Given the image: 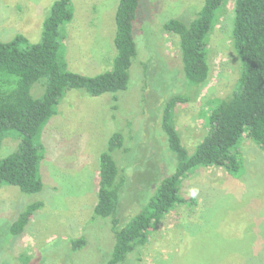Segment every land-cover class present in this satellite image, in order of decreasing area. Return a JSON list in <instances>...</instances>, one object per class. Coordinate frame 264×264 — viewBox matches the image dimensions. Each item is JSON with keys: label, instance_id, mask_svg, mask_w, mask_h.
<instances>
[{"label": "rangeland", "instance_id": "1", "mask_svg": "<svg viewBox=\"0 0 264 264\" xmlns=\"http://www.w3.org/2000/svg\"><path fill=\"white\" fill-rule=\"evenodd\" d=\"M55 1L0 0V41L24 34L30 43L39 42ZM119 2L72 0L74 17L61 29L68 69L93 76L113 67ZM204 2L141 0L134 23L138 54L128 89L97 96L70 89L61 98L57 113L40 136L45 149L40 165L42 190L27 194L18 186L0 185V264L108 262L116 243L112 219L93 217L101 153L117 131L122 130L131 143L126 157L115 153L127 162L118 159L130 175L119 202L123 226L154 193L152 181L172 170L165 160L161 106L171 93L183 90L184 84L178 38L165 31L164 24L171 18L193 20ZM235 2L228 0L223 6L209 36L207 82L197 98L174 111L175 124L190 154L209 132L206 113L210 101L229 95L242 73V60L231 38ZM144 63L149 64L146 74ZM135 134V138L131 136ZM18 140L3 139L0 157L13 152ZM239 146L237 173L221 166L192 170L180 189L187 201L168 213L150 230L146 244L120 264H134L135 260V264H264V152L249 137ZM38 200L43 202L42 208L23 233L14 234V219ZM80 237L86 244L75 248L74 241Z\"/></svg>", "mask_w": 264, "mask_h": 264}, {"label": "trees", "instance_id": "2", "mask_svg": "<svg viewBox=\"0 0 264 264\" xmlns=\"http://www.w3.org/2000/svg\"><path fill=\"white\" fill-rule=\"evenodd\" d=\"M140 2L120 0L116 12L117 55L113 67L93 76L68 69L63 54L61 29L74 17L72 0L53 3L39 42L30 43L24 34L10 41H0V149L3 139H19L13 152L0 157V185L18 186L27 194L42 190L40 165L45 149L40 136L44 126L57 113L67 91L78 89L97 96L107 92L116 95L128 89L131 68L138 54L134 23ZM227 2L205 0L193 20L171 18L164 24V30L178 38L182 62L180 76L184 84L183 90L171 93L161 106L160 128L168 153L165 160L172 170L152 181L154 193L123 226H120L119 202L130 175L127 167L120 166L118 159L121 158H116L115 153L119 151L126 157L132 149L131 143L120 130L111 136L108 148L101 153L93 217L112 219L116 242L111 258L104 264L124 262L130 252L146 244L151 229L177 205L187 201L180 195V189L182 180L193 173L192 170L201 166H221L237 173L241 165L239 144L246 137L264 152V0L235 2L231 38L242 60V73L229 95L210 101L206 113L209 132L193 153L184 147L175 124V108L197 98L208 80L209 36ZM143 66L146 74L149 64ZM36 89L41 90L39 95ZM131 136L135 138L137 134ZM42 206L43 202L38 200L24 207L11 224L12 232L23 233ZM85 244L84 237L74 241L75 248Z\"/></svg>", "mask_w": 264, "mask_h": 264}]
</instances>
